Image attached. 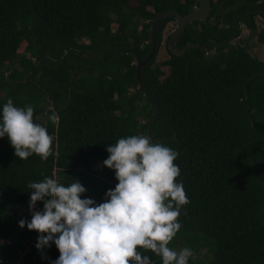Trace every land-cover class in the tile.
Instances as JSON below:
<instances>
[{
    "label": "trees",
    "instance_id": "16d2710c",
    "mask_svg": "<svg viewBox=\"0 0 264 264\" xmlns=\"http://www.w3.org/2000/svg\"><path fill=\"white\" fill-rule=\"evenodd\" d=\"M197 4L0 0V113L8 99L32 105L34 114L47 98L54 103L45 124L54 154L46 161L36 154L21 160L9 138L0 137V264H52L60 255L52 243L38 249L41 234L19 226L32 219L30 182L78 180L86 188L81 198L103 203L118 180L100 175L92 163L103 164L108 146L131 135H147L179 153L177 182L190 203L181 208L182 227L170 248L192 249L189 264H264V60L236 41L242 23L264 44V27L257 24L264 0H211L208 22L189 24L177 50L169 47V72L155 57L175 16L162 20L157 52L137 78L132 50L148 54L155 16L168 9L186 15ZM43 207L38 201L36 210Z\"/></svg>",
    "mask_w": 264,
    "mask_h": 264
},
{
    "label": "clouds",
    "instance_id": "9594fccd",
    "mask_svg": "<svg viewBox=\"0 0 264 264\" xmlns=\"http://www.w3.org/2000/svg\"><path fill=\"white\" fill-rule=\"evenodd\" d=\"M49 119L55 123L57 117ZM4 136L21 160L36 154L46 161L54 154V137L34 120L32 105L18 107L8 99L0 113ZM107 151L103 164L115 169L118 183L105 202L81 198L86 188L78 180L65 186L46 177L28 184L32 219H21L19 226L41 234L38 249L55 243L60 255L52 264H154L140 249L160 257L162 264H189L192 249L169 247L182 227L181 208L190 203L177 182L179 153L147 135L122 137ZM38 201H43L42 211L36 210Z\"/></svg>",
    "mask_w": 264,
    "mask_h": 264
},
{
    "label": "rangeland",
    "instance_id": "374dc122",
    "mask_svg": "<svg viewBox=\"0 0 264 264\" xmlns=\"http://www.w3.org/2000/svg\"><path fill=\"white\" fill-rule=\"evenodd\" d=\"M257 24L259 27V30H261L264 27V19L261 17H257ZM117 24L114 23L113 24V28L116 29L117 28ZM177 27L176 21H170L166 28L164 29L163 32V39H162V44L161 47L155 57V65L156 64H160L162 66V68L164 70H166L167 72H169V67L167 65H165V61H167L171 55L169 52V47L171 49H175L177 50V48L175 47V45H170V38L172 35V32L174 31V29ZM243 40V42H247L248 46H249V51L251 52L252 55L260 58L261 60H264V44L259 41L258 36H251L250 30L246 27V26H242V33L239 39H237L236 41H240ZM25 47H22V50H24ZM178 52V51H177ZM16 68H18V70H23L25 69L24 66L21 65L20 61H16L15 65ZM11 71H8L6 73V78H7V82L14 85V80L10 75ZM26 79H22V81H25ZM48 85H50V83H48ZM42 90V89H41ZM131 91H134V89H131ZM3 93V91L1 92ZM43 108H42V113H36L34 114V120L37 123H40L42 125L45 126L46 122H47V113H49V110H52L54 108V103L51 99L47 98L44 103L42 104ZM143 120V117L141 118ZM145 121V119L143 120ZM11 144L10 142L8 143V145ZM92 169L93 170H97V172L105 177H113L115 175V169L112 168H104L103 164L100 161H93L92 163ZM31 217H32V212H31ZM52 244H55L54 242H52ZM177 251H179L180 249L175 248ZM24 261V257H22L19 260V263Z\"/></svg>",
    "mask_w": 264,
    "mask_h": 264
},
{
    "label": "water",
    "instance_id": "95a60500",
    "mask_svg": "<svg viewBox=\"0 0 264 264\" xmlns=\"http://www.w3.org/2000/svg\"><path fill=\"white\" fill-rule=\"evenodd\" d=\"M199 6H197L194 10L190 11L186 15H182L179 11L174 9H168L159 12L155 18L152 20V26L150 29V37H151V43L152 46L150 48V51L148 54L141 58L138 56L137 53H135L134 50H132V53H134L135 63L137 65V78L141 81L142 80V70L143 67H145L155 56L158 44H157V35L159 30V24L162 20L166 19L169 16H175V21L177 24V27L172 32L171 38H170V45H176L184 31L186 30V27L193 23L196 20H200L202 22L207 23L208 18L211 14L212 10V4L211 0H195Z\"/></svg>",
    "mask_w": 264,
    "mask_h": 264
},
{
    "label": "flooded vegetation",
    "instance_id": "af4514ba",
    "mask_svg": "<svg viewBox=\"0 0 264 264\" xmlns=\"http://www.w3.org/2000/svg\"><path fill=\"white\" fill-rule=\"evenodd\" d=\"M197 6H199V4H197ZM197 6H196V7H197ZM211 11H212V10H211ZM210 15H211V14H210ZM209 17H210V16H209ZM257 17H260V15H258ZM261 18H262V17H261ZM208 19H209V18H208ZM243 25H244V24L241 23L240 27L242 28ZM244 26H245V25H244ZM240 36H241V35H240ZM240 36H239L237 39H239Z\"/></svg>",
    "mask_w": 264,
    "mask_h": 264
}]
</instances>
